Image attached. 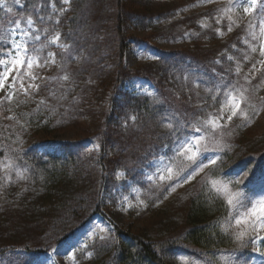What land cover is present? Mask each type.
Here are the masks:
<instances>
[{
  "label": "trees",
  "instance_id": "trees-1",
  "mask_svg": "<svg viewBox=\"0 0 264 264\" xmlns=\"http://www.w3.org/2000/svg\"><path fill=\"white\" fill-rule=\"evenodd\" d=\"M36 4L38 0H28L25 9H33ZM106 9L109 7L102 0H92L88 6L86 0H81L75 11H66L68 15L60 30L63 46L54 63V70L68 77L65 87L54 91L47 102L37 100L11 117L0 119V206L5 205L11 216L24 214V219L46 212L48 228L42 235H51L48 246L63 240L101 212L100 195L117 163L113 157L120 153L129 135L146 139L147 133L159 141L180 133L179 120L185 111L180 107L179 112L173 109L172 93H184L189 87L186 98L198 96L195 103L201 107L214 100L211 96L217 88L215 77L194 64L188 49L158 51L155 59L128 67L124 58L134 38L133 22L148 16L149 9L135 0H114L113 26L103 16ZM110 31L113 48L107 38ZM134 77L147 79L156 92L136 94L123 90L124 83ZM74 94L80 100L77 106L81 113L88 98L94 101L96 110L90 116L93 118L95 112L91 120L96 123L93 135L99 139L98 150H88L85 141L76 138L63 144L58 154H39V145L49 142L56 131L84 115L77 114V108L71 104ZM255 103L246 108L249 117L245 121L244 117H235V137L227 139L225 150L207 170L208 178L227 177L236 170L238 177L248 176L257 171L259 161L264 163V125L257 130L254 127L259 115ZM168 123L171 128L165 126ZM6 160L28 165L30 180L12 188L4 179V171L1 172ZM208 185L205 181L198 192H191L181 212L171 214L169 205L165 206L152 213L147 219L149 224L136 231L131 225L127 229L114 225L84 264H178L166 255L188 249L195 250L209 264H218L217 256L232 250L235 241L220 226L227 205L215 197ZM69 204L72 205L66 212ZM9 218L7 213L4 217L0 214L1 237L19 228L9 227ZM73 218H81L76 226ZM6 248L0 247V253Z\"/></svg>",
  "mask_w": 264,
  "mask_h": 264
},
{
  "label": "rangeland",
  "instance_id": "rangeland-1",
  "mask_svg": "<svg viewBox=\"0 0 264 264\" xmlns=\"http://www.w3.org/2000/svg\"><path fill=\"white\" fill-rule=\"evenodd\" d=\"M27 1L19 0V3H16L15 0H5L6 6H0V37L6 41V43L0 44V49L7 51L11 45L12 38L7 36V29L13 25L9 21L29 16L35 21L34 27L39 30L40 41L36 42L34 46L39 48L41 45H45V47L41 53L33 54L41 56L42 66L35 67L34 65L32 69L22 67L20 71L21 73H30L24 77L25 88L32 83L39 85V90L29 89L27 95L22 91H17L11 101L5 99L0 102V119L3 120L37 100L44 99L47 102V98L49 99L54 91L64 88L66 84L64 82L66 79L62 78L66 76L65 73L54 70L55 62H52L48 53H55L56 59V54L63 46L60 30L63 20L68 15L66 11H75L81 0H68V3H65V0H38V4L28 10L25 9ZM135 1L138 4H145L149 9V14L146 17H138L133 22L134 38L130 41V48L125 55V64L134 68L155 59L158 51L188 49L192 52L190 59L194 61V64L198 68H204L215 77L217 88L214 89L211 99L214 96L216 99L200 107L195 103L198 96L186 98L189 87L184 93H172L171 96L174 97L173 102H175L173 109L179 112L178 107H180L185 111L179 120L180 133H174L172 138H164L159 141L156 138L151 139L153 136H149L147 133L146 139L142 135H138L137 138L129 135L128 140L134 139L129 142L126 140L121 146L120 153L113 157L117 163L108 174L101 192L102 195H100V215L93 216L86 226L76 230L73 236L63 242L59 241L60 243L56 242L48 246L52 238L51 235H42L48 228L46 227L48 223L45 222L48 220L46 212L40 213L34 218L24 219V214L11 216L5 211L7 208L5 205L0 206V214L3 217L6 216V213L10 216L7 220L8 226L11 228L15 225L19 226L11 235H2V237L0 235V247L3 245L7 247L5 252L0 253V264H79L80 261L77 257L82 255L87 257L91 248H94L102 240L101 237H106L112 228L111 224H117L124 229L131 225V228L136 231L137 228L149 224L147 223L148 217L152 213H158V210L165 206L169 205L171 214L181 212L186 208L188 195H191V192H198L205 181L209 183L208 186L215 193V197L222 199L226 205L228 194L239 198L248 207L251 206L248 203L249 200L264 198L263 162L259 161L260 165L256 172L251 173L252 169H250L248 176L238 177V170L222 178L214 179L206 176L208 168L214 164L210 161H216L220 157L227 146L226 142L229 136L231 139L235 137L232 128L235 125L236 116L231 121L227 120V116L231 115L227 106L224 108V118L220 119V102L223 100L225 92L230 91L233 87L243 92L246 103L241 104V107L246 111L247 117H249V112L246 108L252 107L256 102L255 106L258 108L259 115L254 127L257 130L264 125V103L260 101L264 100V57L260 55V47L264 44V36L260 35V28L264 23V0ZM91 2L92 0H86V6ZM102 2L105 7L106 5L109 7L103 16L107 20L106 22L113 26L114 0H102ZM234 4L236 6H233ZM251 5L254 7H250ZM245 8H250V11L246 13ZM15 9H19V12H16ZM41 17L43 20L40 19ZM250 23L252 28H249ZM202 25H206V27H202ZM23 27L22 23L21 28ZM229 27H231V31H229ZM253 31L257 36L255 40L249 35V32ZM56 34H59L58 42L49 43ZM107 38L113 48L112 31ZM17 39L26 38L17 37ZM245 40L248 43H245ZM32 46L30 44L29 48L31 49ZM251 46L256 47V52L251 51ZM254 64L255 68H253ZM238 67L239 73L236 71ZM14 75H16L15 71L9 76V81ZM31 75H35L37 79L33 81ZM123 89L137 94H154L156 92L154 85L143 77L131 78L125 83ZM8 91L7 84H5L4 90H0V97H5ZM93 102L91 98H88L84 112L81 113L77 106L80 100H78L77 94H74L71 104L77 108V114L84 115L56 131L49 142L39 145L38 153L58 154L63 144L65 145L76 138H82L88 150L96 149L97 151L99 139L93 135V130L96 129L93 125L96 123L91 120L95 118V112L93 118L90 116V112L96 110ZM188 107L191 110H187ZM209 114H212L222 127L215 130L202 128L201 133L198 134L205 137L202 144H206L208 150H202L197 154L195 161L179 156L177 154L178 140L193 131V125L200 126L198 121L209 119ZM206 130L211 132H206ZM155 136L158 137L157 134ZM5 163L12 164L10 169H5L3 166L1 169V172L4 171L6 175L5 181L11 183L12 188L30 180L31 170L28 165L13 160H6ZM163 165L172 167V179L167 178L169 176L167 171H161ZM197 165L200 167L207 165V167H203V171H200L196 167ZM193 169L196 171L193 172ZM17 172L22 173L24 178H19ZM189 174L191 178L185 179ZM160 175H164L165 179L160 180ZM212 180L219 182L217 186L221 188L220 193L212 188ZM170 185L174 186V190H171ZM235 194H239V197H235ZM8 195H11V192ZM70 205L72 204L67 205L66 212ZM80 210L77 213H80ZM239 211L244 212L245 209L240 208ZM230 212L235 215L227 205V212L220 226ZM80 220L81 218L74 219L73 225L76 226ZM179 224L181 225V223ZM240 227L242 229L243 226ZM237 230L234 226L227 233L233 237L235 246L232 250L218 256L219 264H264V240L256 239L253 243L255 234L250 233L243 242L237 241L232 235ZM259 235L264 237V230ZM94 240L97 241L94 242ZM44 248L45 250H43ZM166 257L170 260L175 259L178 264H209V260L200 259L193 249L173 250Z\"/></svg>",
  "mask_w": 264,
  "mask_h": 264
},
{
  "label": "snow or ice",
  "instance_id": "snow-or-ice-1",
  "mask_svg": "<svg viewBox=\"0 0 264 264\" xmlns=\"http://www.w3.org/2000/svg\"><path fill=\"white\" fill-rule=\"evenodd\" d=\"M16 3H19V0H15ZM65 3H68V0H65ZM0 6H6L5 0H0ZM233 6H236L235 4ZM250 7H254L251 5ZM10 11V9H9ZM244 11L247 13L250 11V8H245ZM43 20V18H40ZM219 22V21H217ZM13 27L7 29V36L11 37V45L8 47L7 51L0 49V90H4L5 84L9 89L6 92L5 97H0V102H3L5 99L11 101L13 96L17 93V91H22L24 94H28L29 89H36L39 90V85L36 84H28V87L25 88L24 85V77L26 75H30V73L25 72L21 73L20 68L26 67L27 69H32L35 67H41V56L34 55L33 53H41L45 45H41V47L37 48L34 45L36 42L40 41L39 30L34 27L35 21L29 17H22L17 20L9 21ZM23 23L24 27L21 28V24ZM202 27H206V25H202ZM253 26L251 23L249 24V28ZM46 31V30H45ZM229 31H231V27H229ZM249 35L252 37L253 40L257 38L256 33L249 32ZM260 35L264 36V23H262L260 28ZM17 37H24L26 39H17ZM59 40V34L52 37L49 43H57ZM6 43L3 37H0V44ZM245 43H248L245 40ZM33 45L31 49L29 45ZM256 47L251 46V51L256 52ZM260 55L264 57V44L260 47ZM48 56L52 58V62H55V53H48ZM231 59V57H229ZM247 59V57H245ZM47 62V61H45ZM255 68V64L253 65ZM15 71L16 75L12 76L11 81H9V76ZM237 73H239V67L236 69ZM63 79H67V76L62 77ZM31 79L34 81L37 79L35 75H31ZM247 79V77H246ZM225 87H228L225 85ZM213 99L215 100L216 97L214 96ZM246 103V97L244 96L243 92L233 87L230 91H227L223 94V100L220 102V119L224 118V108L225 106L228 107L231 115L227 116V120L231 121L233 117L239 115L247 119L246 111L241 107V104ZM200 126L193 125V131L188 132L187 135L184 136L183 139L178 140L177 146V154L179 156H184L190 161H195V157L197 154L201 153V151H207V145L202 144V141L205 139L203 135H198L201 133L202 128H211L213 130L221 128L222 126L219 124L218 120H216L212 114H209V119L198 121ZM168 128L172 127L171 123L165 125ZM191 153V155H188ZM211 163H215V160H211ZM163 163V161H161ZM2 166L5 169L12 168L11 163H3ZM199 168L200 171H203V167H207L204 165L200 167V165L196 166ZM161 171H167L169 173L168 179H172V167L170 165H163ZM196 169H193L195 172ZM19 178L23 179L24 176L22 173L17 172ZM191 178V175L185 177V179ZM151 179V177H149ZM160 180H164L165 176L160 175ZM218 181L212 180L211 185L212 188L217 192L220 193L221 188L218 187ZM226 185L224 188L226 189ZM171 190H174V186L170 185ZM235 197H239V194H235ZM227 205L229 208L233 210L235 215L232 212L229 213V216L225 219L223 224L221 225L222 230L225 233H228L231 228L234 226L238 229L237 231L233 232L234 238L237 241L243 242L246 236H249L250 233H254L255 236L252 240L255 243L256 239L264 240V237H261L259 233L264 230V198L256 199V200H249L248 203L251 204L250 207L247 206L239 198H234L232 194H228L226 196ZM143 203V201H141ZM244 208V212H240L239 209ZM234 220V225H233ZM240 226H243L242 229ZM104 239V237H101Z\"/></svg>",
  "mask_w": 264,
  "mask_h": 264
}]
</instances>
